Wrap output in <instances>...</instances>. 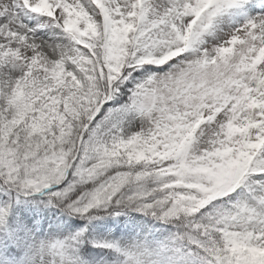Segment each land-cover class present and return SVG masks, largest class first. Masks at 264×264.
Instances as JSON below:
<instances>
[{"label": "snow or ice", "instance_id": "6c2138e0", "mask_svg": "<svg viewBox=\"0 0 264 264\" xmlns=\"http://www.w3.org/2000/svg\"><path fill=\"white\" fill-rule=\"evenodd\" d=\"M0 264H264V0H0Z\"/></svg>", "mask_w": 264, "mask_h": 264}]
</instances>
